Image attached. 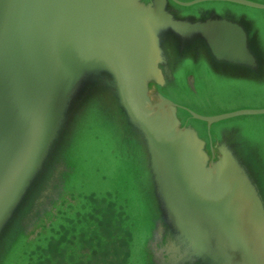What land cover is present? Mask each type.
<instances>
[{"label": "water", "instance_id": "obj_1", "mask_svg": "<svg viewBox=\"0 0 264 264\" xmlns=\"http://www.w3.org/2000/svg\"><path fill=\"white\" fill-rule=\"evenodd\" d=\"M259 1L0 0V264H264V173L218 126L264 108L196 95L264 90L200 73L264 80Z\"/></svg>", "mask_w": 264, "mask_h": 264}, {"label": "rangeland", "instance_id": "obj_2", "mask_svg": "<svg viewBox=\"0 0 264 264\" xmlns=\"http://www.w3.org/2000/svg\"><path fill=\"white\" fill-rule=\"evenodd\" d=\"M255 1L260 2L259 0ZM221 4L225 3L208 2L204 5L208 9L221 13L226 11ZM227 5L231 8L233 6L232 4ZM250 14L252 17L243 19L248 33L250 35L257 33L259 38L260 36L264 37V13L250 12ZM260 43L264 49V42L261 39ZM200 73L208 77V83L210 87L224 86L230 88H243L249 86L252 87L255 85H263L264 83L263 79H252L248 76V74H241L240 76L232 75L229 72H216L215 69L209 70L204 66L200 69ZM198 91L199 92L196 95L201 107L205 110H209L214 114V116H217L221 113L229 114L264 108V90H252L253 92H249V90H214L212 88L206 91ZM255 99L257 100L255 101ZM261 116L263 117H250L249 115L237 116L231 119L220 121L218 124V126L222 127V129L229 130L231 132L229 138L231 139L232 144L235 145V150H237V153L246 159H249V157L252 158L253 161L250 163L244 160L245 164L251 167L248 170L252 173H254L253 171H256V173H264V115ZM255 118L261 119L256 121ZM215 126H212V128L209 129L211 136L213 135L214 130H216ZM204 133L208 134L207 129L206 132L203 130V134ZM209 140L211 141V139ZM92 258L95 257L92 256L91 259ZM135 260L136 258L134 257L133 262H135ZM99 264L112 263L108 262Z\"/></svg>", "mask_w": 264, "mask_h": 264}]
</instances>
